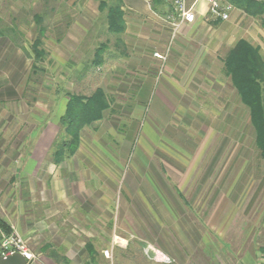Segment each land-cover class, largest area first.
I'll list each match as a JSON object with an SVG mask.
<instances>
[{
  "label": "rangeland",
  "instance_id": "obj_1",
  "mask_svg": "<svg viewBox=\"0 0 264 264\" xmlns=\"http://www.w3.org/2000/svg\"><path fill=\"white\" fill-rule=\"evenodd\" d=\"M91 11L93 16H97L96 9ZM38 14L42 15L46 29L43 47L47 55L42 61H35L31 46L38 33ZM77 18L76 10L69 8L64 0H0V34H4L0 35V219L9 227H0V236L11 233L22 236L39 258L37 264L50 263L52 250L66 258V261L59 263L55 260L56 264H97L102 261V264L116 261L119 264H160L151 261L150 250L145 253L144 248L143 255L134 256L129 245L119 246L124 251L112 254L111 241L127 238L128 232L126 228H110L112 214L108 211L98 215H101V219L97 227L73 228L70 223L73 218L66 211L68 205L62 203L63 198L54 195L58 192L53 185H49L47 174H69L74 169L77 174H103L105 183V174H113L117 184H103L100 189L105 194L98 199L105 203L112 201L111 206L105 204L104 209L113 210L115 217H119L118 223L132 226L139 211L138 215L145 218L147 223L166 226L168 221L160 211L159 203L153 201L150 206L146 203L147 207H143L139 201L142 203L144 197L138 195L136 198L135 193L142 191L149 194L151 189L161 187L159 179L148 173L159 165V154H179L177 145L165 130V125L172 124L180 127L184 138L200 145L196 155H200L202 161L211 163V159H215V164L210 179L205 182L203 196H187L188 205L184 203L188 208H193L188 212L194 219L190 226L184 224L188 221L185 215H182L181 221L178 219L181 215L175 212L173 206L174 220L180 221V225L195 237L198 236L200 241L194 246L195 252L188 261H172L171 264H264L261 251L264 246V156L255 143L256 135L249 115L245 123L243 114L232 113L236 108L220 115L208 112L210 109L205 105L208 100L223 110L221 96L224 93L218 90L217 84L222 85L219 83L214 84L217 93H212L216 99L205 96L198 99L194 96L193 106L202 107L195 109L198 113L186 115L189 125L183 121L185 116L182 120L178 114H153L150 110L152 102H155L153 98L150 104L134 108L137 106L136 99L115 95L119 90L115 89L122 84L111 80L119 79V75L99 70L93 65H79L81 61L78 58L85 53L89 56L90 52L71 43L78 42L82 36L74 29L70 32V29L78 20L85 28L90 25L83 18ZM100 19H95L92 31L97 27L102 28L103 21ZM262 30L264 32V26ZM88 36L85 35L84 41L90 44L95 34ZM101 40L105 41L104 38ZM166 59L159 66L158 78L165 70ZM97 88L106 89L110 98V109L105 113L104 124L111 122L122 128L106 132L102 122L96 123L97 134L101 138L94 154L97 166L88 164L84 167L78 162L66 161L57 165L50 156L51 144L62 134L59 120L68 101L66 92L90 95ZM129 106H133L135 111L131 116L125 114ZM48 125L51 128L47 129ZM93 132L92 127H85L83 141H89ZM145 133H157L154 137L150 136L152 143L145 142ZM125 135L131 139L130 152L126 157L122 155L123 147H116ZM244 142L246 147L243 150ZM83 149L93 155L87 147ZM110 152L112 157L118 153V163L112 161L111 155H108ZM167 166L170 170L172 165L167 163ZM205 170L206 166L203 172ZM88 184L92 185L90 182ZM165 188H176V181L167 177ZM206 193L212 196L207 197ZM128 197H131L130 202L137 211L135 215L126 207ZM3 200L10 202V212L1 210L2 206H6L1 204ZM206 200L209 201L207 210L204 207ZM17 209L23 211L19 220L14 216ZM117 217L114 218L115 223ZM82 221L87 223L85 219ZM68 235L81 240L86 238V243L67 244L65 238L69 239ZM105 250L111 252L110 257L104 255ZM90 251L95 253L96 261L92 260Z\"/></svg>",
  "mask_w": 264,
  "mask_h": 264
},
{
  "label": "crops",
  "instance_id": "obj_2",
  "mask_svg": "<svg viewBox=\"0 0 264 264\" xmlns=\"http://www.w3.org/2000/svg\"><path fill=\"white\" fill-rule=\"evenodd\" d=\"M64 1L69 8L76 10L78 18H83L90 25L89 28H85L84 24L78 20V23H75L70 29V32L74 29L80 37L82 36V39L79 38L80 40L78 42L74 43L71 41V43L75 44L77 48L83 49V51L86 50L87 53L90 52L89 56L85 53L83 57L78 58V61H81L79 65H93L94 58H96L95 51L101 46V49L104 51V58L101 65H98L97 68L99 70H106L111 74L115 73L119 75V79L113 78L111 82L116 80L122 84V86H118L115 89H119L116 91L118 94H115V92H112V94L127 99H136L137 106H134V108H142L145 104H150V99L153 98L155 102H152L150 106L153 114H178L182 120L185 116L183 121L187 123L186 115L198 113L195 112V109L202 107L197 108V106H193L195 105L194 96L198 99L200 96L216 99V96H214L215 93L218 90H222V93H224L221 96L223 110H219L216 106L212 105L213 101L209 102L208 100L205 103L206 108L210 109L208 112L210 114L220 115L236 108L238 110L235 109L232 113L243 114L245 116V123L247 115H249L250 120V109L242 101L231 78L225 73L224 68L226 58L240 40L250 42L259 50L264 60V32L262 30L264 26V0L231 1L234 7L230 11V17L227 20L212 16L206 0H188L190 5H194L196 19L192 23L183 25L176 33H173V28L165 20V15L171 9L168 0H153V4L151 5L145 0H107L110 3L114 1H118L119 3L125 24L124 31L121 34H116L109 30L107 11H100L99 0ZM95 9L97 16L92 15L93 12L91 10ZM98 18H101L100 20L103 21V24L101 23L102 26L100 25L102 28L97 27L92 31L91 27L95 25V19ZM72 34L69 33V35ZM94 34L95 37L92 43L88 44L84 41L85 35L93 36ZM103 38L105 41L101 40ZM85 42L87 44H83ZM167 51L169 52L165 63V70L158 78L159 66L164 60L156 57L154 53L159 52L165 54ZM215 83L222 84H217L219 86L218 90L214 88ZM198 94L199 96H197ZM210 94L213 96H209ZM125 111V114L128 116H131L135 112L133 106H129ZM105 120L106 116L90 125L94 129V134L89 141H83L82 131L79 148L66 162L76 164L78 162L79 165L81 164L84 167H87L88 164H96L97 166V160L94 154L97 153V143L101 142V138L99 139V134H97L98 130L95 125L101 122L104 124ZM110 123L106 122L104 124V128L107 129L105 130L106 132L111 130L117 131L118 128H122L118 124ZM51 124L55 125L56 123ZM187 124L189 125V123ZM49 127L50 125H48L47 129ZM165 130H167V135L173 140V143L177 145V153L179 154L170 155L165 152L159 154V165L152 168L148 173L153 174L159 179V186L161 187L158 190L151 189L149 194L147 192L137 191L135 195H137L136 198H138V195L144 197L142 203L139 201L143 207H147L146 203L150 206L153 201L159 203V209L164 213V218L168 221L166 226H156L147 223L145 218H141L138 215L140 212L134 209L130 202L131 197H128L126 207L134 215L137 212L136 220H133L134 223L132 226L127 227V225L118 223L119 217L116 216L117 221L115 223L114 218L116 217L113 210L108 206L106 207L109 209H104L105 204L111 206L112 201L105 203L98 199L105 194L100 189L103 184L107 186L113 183L117 184V180L113 178V174H105L107 176V183L102 179L103 174H77L74 169H72L73 173L70 171L69 174H47L49 175V185H53V188L58 192L54 195L63 198L62 203L68 205L66 207L67 210L66 208L65 210L73 218V220H70L73 228L81 230L85 229L86 226L90 229L97 227V222L101 219V215H98L102 214V211L103 213L108 211L112 214L110 215V228H126L128 234H131V236L127 234V238L120 237L114 239L113 242L111 241L112 254L113 252H119V250L124 251L119 246L125 247V245H129L134 256L138 254L143 255L150 250L151 261L153 260L160 264H171L172 261H188L195 252L194 246L200 241L198 236L195 237L191 232H188L186 230L187 228H183L179 222L185 215L188 220L187 223H184L185 226L192 224L194 219L191 218L188 212H191L193 208L186 206L189 202L187 196L191 198L203 196L205 182H208L212 175L215 159H211V163L208 162L209 164L207 161H202L200 159L201 156L196 155L200 145L198 146L196 143L192 144V141L184 138V134L180 132V127L177 128L176 125L168 124L165 125ZM155 135L145 133V142L152 143L153 141L150 136L154 137ZM124 137L120 140V143L117 142L116 147H123L124 152L122 155L126 157L130 152L131 139L127 135ZM85 143L90 145L87 146ZM243 144L244 150V147H246L245 142ZM84 147H87V150L90 149L89 151H92L93 155L86 152L83 149ZM114 151L115 148L112 152ZM108 155L112 157L111 152ZM118 159V153H116L112 157V161L116 164L118 163ZM113 162L111 163L113 164ZM167 163L172 165L169 167L171 171L168 170ZM204 166H206V170L203 172ZM98 168L100 171H103L100 167ZM105 173L107 172L105 171ZM167 177H171V179L176 181V188H165ZM88 182L92 185L88 184ZM211 193H206V196H212ZM183 198H186L184 199L185 202ZM1 204L6 205L5 207H1L3 212H10L11 207L9 206L10 202L8 200L7 202L3 200ZM189 204L191 207L193 206L191 203ZM173 206L175 212L181 215L178 218L180 221L174 220L172 216ZM204 207H206V210L209 209L208 200H206ZM210 207L213 209V206ZM138 209L146 212L144 208L138 207ZM20 212L23 215V211ZM20 212L17 209L14 213L15 218L18 220L19 217H22ZM84 219L87 221L86 224L82 221ZM167 229L173 231L169 232ZM131 231L132 233H130ZM68 238H65V240L70 245L86 243V238H84L85 240H81L77 236L73 238L69 236ZM89 239L93 238L90 237ZM143 248L145 253L143 252ZM127 259H129V254ZM71 260L73 259L71 258ZM54 261L55 259L52 258L48 264H56ZM102 263L103 261L97 264ZM112 264H119V261L112 262Z\"/></svg>",
  "mask_w": 264,
  "mask_h": 264
},
{
  "label": "trees",
  "instance_id": "obj_3",
  "mask_svg": "<svg viewBox=\"0 0 264 264\" xmlns=\"http://www.w3.org/2000/svg\"><path fill=\"white\" fill-rule=\"evenodd\" d=\"M99 9L102 12L107 11L109 30L121 34L125 24L118 1L110 3L107 0H99ZM36 22L39 26L38 33L31 46L35 61H42L47 55L43 47L46 29L43 27L42 15H36ZM103 52L101 46L95 51L96 58L92 63L94 67L97 68L103 62ZM90 66L85 65V67ZM224 71L231 78L242 101L250 109V122L256 134V144L261 148L264 156V60L256 47L246 40H240L226 58ZM66 96L68 98L66 108L59 120L62 134L54 142L50 153L52 161L57 165L76 153L81 144L84 128L102 119L110 109V98L103 88H97L90 95L67 91ZM0 227L9 229L8 224L2 219H0ZM261 251L264 255V246ZM50 256L58 263L61 260L66 261V258L55 250H52ZM91 257L96 261L95 253L92 252Z\"/></svg>",
  "mask_w": 264,
  "mask_h": 264
},
{
  "label": "built area",
  "instance_id": "obj_4",
  "mask_svg": "<svg viewBox=\"0 0 264 264\" xmlns=\"http://www.w3.org/2000/svg\"><path fill=\"white\" fill-rule=\"evenodd\" d=\"M148 4H153V0H145ZM209 4V12L212 16L227 20L230 17V11L233 9V4L226 0H206ZM171 5L169 13L165 15V20L173 28V33H176L183 25L192 23L196 19L194 5H190L188 0H168ZM154 55L162 60H165L167 53L161 54L155 52ZM15 253H20L26 258V264H37L36 255L27 245L24 238L16 233L2 234L0 236V254L2 256H10ZM109 250L104 251V255L110 257Z\"/></svg>",
  "mask_w": 264,
  "mask_h": 264
},
{
  "label": "water",
  "instance_id": "obj_5",
  "mask_svg": "<svg viewBox=\"0 0 264 264\" xmlns=\"http://www.w3.org/2000/svg\"><path fill=\"white\" fill-rule=\"evenodd\" d=\"M0 264H26V258L20 253L6 257L0 254Z\"/></svg>",
  "mask_w": 264,
  "mask_h": 264
}]
</instances>
